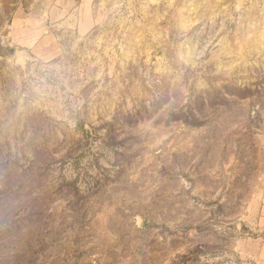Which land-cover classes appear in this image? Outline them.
<instances>
[{"label":"rangeland","instance_id":"obj_1","mask_svg":"<svg viewBox=\"0 0 264 264\" xmlns=\"http://www.w3.org/2000/svg\"><path fill=\"white\" fill-rule=\"evenodd\" d=\"M34 4L0 0V264H264V0Z\"/></svg>","mask_w":264,"mask_h":264},{"label":"crops","instance_id":"obj_2","mask_svg":"<svg viewBox=\"0 0 264 264\" xmlns=\"http://www.w3.org/2000/svg\"><path fill=\"white\" fill-rule=\"evenodd\" d=\"M34 1V6H33V12H32V16H35V17H40V18H43V17H48L49 15H52L51 11L54 10V11H61V9L63 10L65 7L62 5V8L58 9V7H54L52 4H49V1H52V0H46V2H48L47 4L44 3V0H32ZM38 1V2H37ZM71 1H74V0H71ZM82 2V8H80L81 10L83 9V7L85 5H87V3L89 2V0H81ZM65 10V9H64ZM68 11H65L64 14L65 16L68 15ZM74 14H76V12H74ZM16 26H18V24L16 23ZM34 27V31L33 33L34 34H40L42 29H38V27H41L40 25H35L33 24L32 25ZM28 32H31V31H28Z\"/></svg>","mask_w":264,"mask_h":264}]
</instances>
